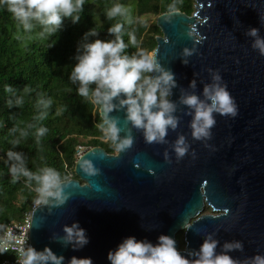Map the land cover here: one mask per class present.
Listing matches in <instances>:
<instances>
[{
	"label": "water",
	"instance_id": "1",
	"mask_svg": "<svg viewBox=\"0 0 264 264\" xmlns=\"http://www.w3.org/2000/svg\"><path fill=\"white\" fill-rule=\"evenodd\" d=\"M195 1L190 15L180 11L170 22L163 18L166 12L155 17L160 35L155 36L151 52H157L160 63L175 74L172 100L178 101L181 89L192 91L193 79L195 92L202 94L204 83L211 82L209 69L218 70L236 100L237 116L216 114L212 139L195 141L191 117L180 106L179 127L169 131L167 144H147L142 133L133 129L134 144L127 152H120L113 142L114 153L99 146L87 148L74 161L75 178L64 180L67 187L62 185L68 200L57 207L49 198L47 204L31 208L28 246L37 251L48 246L64 256V264L73 256L90 258L92 264H110L108 252L129 236L155 244L159 235H170L187 255V249H198L205 235L212 233L220 245L243 243V251L229 253L234 258L264 254V55L252 48L254 38L246 35L254 27L264 37L260 19L264 0ZM191 25L197 39L203 37L195 45L187 36ZM193 46L197 51L185 65L182 50ZM98 115L103 119L99 106ZM110 115L119 116L123 124L122 110ZM178 134L191 145L189 155L179 162L171 146ZM206 143L216 150L205 147ZM165 151L171 163L165 161ZM82 159L89 160L98 173H85ZM74 222L89 239L80 249L58 242L65 235L64 226ZM184 223L190 228H184ZM179 231L182 248L175 237Z\"/></svg>",
	"mask_w": 264,
	"mask_h": 264
},
{
	"label": "clouds",
	"instance_id": "2",
	"mask_svg": "<svg viewBox=\"0 0 264 264\" xmlns=\"http://www.w3.org/2000/svg\"><path fill=\"white\" fill-rule=\"evenodd\" d=\"M85 0H0V6L7 8L12 17L22 27L24 32L32 33L39 29L37 35L44 39L58 31L63 26L65 18H70L73 23H78L84 10ZM179 0H173L167 6L164 20L170 22L173 16L180 14ZM106 17L116 22L108 27L107 32L114 39L102 40L96 38L89 41V36H98L95 29L85 33L83 41L77 47L76 63L69 73V80L78 85L76 93L79 97L99 106L102 123L98 127L113 142L120 152H127L134 144L132 130L142 133L147 144H167L169 131L175 132L179 127L181 117L176 115L180 106L184 115L190 116L189 127L191 137L195 141H209L212 139V129L216 125V114L221 116L236 117L238 106L231 95L226 83L222 80L219 71L209 69L211 82L204 83L202 94H197L196 81L193 79L189 88L192 91L181 89L178 101L171 99L173 89L177 87L175 74L165 68L159 61L157 52H149L139 48L134 31L127 33L129 43L126 44L123 36L125 25L139 24L147 26V21L142 17L133 15L131 5L114 3L106 9ZM264 23V15L260 17ZM195 25L188 27L187 36L193 45L199 43L203 37L197 39ZM246 35L253 37L252 48L264 55V37H260L259 29L249 28ZM129 44L137 51L132 55L127 54ZM51 46V45H50ZM196 48L184 47L181 53L182 62L187 65L188 57L196 53ZM94 85V87H93ZM5 91L13 93L11 85L5 86ZM24 93L30 89L25 86ZM24 103L23 96H18L15 101L9 99V108L20 107ZM52 99L38 94L35 107L38 110L34 120L43 121L52 106ZM64 109H57L60 115ZM125 113L123 124L119 116L110 115L113 111ZM35 128L37 143L48 129L44 126L37 127L28 124L25 128L14 126L11 131L18 133L13 140V146L18 147L20 140L27 138L28 129ZM124 135H121V133ZM172 149L176 161L179 162L189 155V144L183 134H178ZM205 147L216 149L205 144ZM165 161L171 163L168 152L165 151ZM196 159V153H191ZM7 161L11 162L9 172L13 182L19 178H26L29 184L35 183V192L38 198L37 205L47 204L49 198H54L56 206L63 205L69 198L64 193L63 187L68 185L64 178L54 168L43 167L36 172L30 171L25 164L23 153L9 150L6 153ZM80 167L89 176L98 173L87 159H82ZM151 172V169H149ZM31 210V209H30ZM228 210L224 211V215ZM184 228L190 225L184 223ZM65 235L58 242L73 249L83 248L89 243L85 229L74 222L71 226H64ZM23 243V242H22ZM220 247V251L217 248ZM8 251L6 242H0V253ZM18 253L17 264H64V256L55 254L50 247L45 246L42 251H37L33 246L15 249ZM187 255L177 248L176 240L161 234L157 243L153 244L147 239L138 240L134 236L126 237L118 244L116 249L110 250L107 259L110 264H264V254H255L243 260L234 258L229 253L243 251V243L239 240L225 241L223 245L214 238L212 233L205 235L198 249H187ZM68 264H92L90 258H77L73 256Z\"/></svg>",
	"mask_w": 264,
	"mask_h": 264
},
{
	"label": "trees",
	"instance_id": "3",
	"mask_svg": "<svg viewBox=\"0 0 264 264\" xmlns=\"http://www.w3.org/2000/svg\"><path fill=\"white\" fill-rule=\"evenodd\" d=\"M173 0H85L84 10L78 23L65 18L58 33L41 39L39 29L32 33L24 32L7 8L0 6V231L13 221H20L29 212L37 199L35 183L29 184L21 177L13 182L9 172L10 163L6 153L9 150L23 153L26 167L33 172L39 168L56 169L64 180L75 178L73 165L77 147L87 149L99 146L107 153H113L112 141L98 127L102 119L98 115V106L79 97L78 85L69 80V73L76 63L77 47L83 41L85 33L95 29L98 36H89L88 40L114 39L107 29L116 21L106 17V9L114 3L131 5L133 15L142 17L147 26L125 25L123 39L129 43L128 32L134 31L139 48L152 51L155 36L160 35L155 25V17L167 11ZM181 12H192V0H179ZM51 45V46H50ZM137 51L130 44L127 54ZM11 85L14 92L5 91ZM27 86L30 91L25 94ZM94 87V85H93ZM51 98L53 103L43 121L34 120L38 110L35 107L38 94ZM23 96L20 107H8L7 101ZM64 109L57 115V109ZM28 124L44 126L47 133L37 143L35 128L28 129L27 138L21 139L18 147L12 141L18 133H13L14 126L25 128ZM208 209V208H206ZM182 248V233L175 235ZM6 253H0V260Z\"/></svg>",
	"mask_w": 264,
	"mask_h": 264
},
{
	"label": "built area",
	"instance_id": "4",
	"mask_svg": "<svg viewBox=\"0 0 264 264\" xmlns=\"http://www.w3.org/2000/svg\"><path fill=\"white\" fill-rule=\"evenodd\" d=\"M84 150L86 149L78 146L74 154L75 158ZM35 201L33 202L31 208H34L37 205ZM29 220L30 211L26 212L20 221L9 222L0 231V242H6L8 247V251L4 252L6 255L0 260V264H17L18 253L15 249H18L21 246H28Z\"/></svg>",
	"mask_w": 264,
	"mask_h": 264
},
{
	"label": "rangeland",
	"instance_id": "5",
	"mask_svg": "<svg viewBox=\"0 0 264 264\" xmlns=\"http://www.w3.org/2000/svg\"><path fill=\"white\" fill-rule=\"evenodd\" d=\"M196 5V1L195 0H192V12L194 11V6ZM191 14V13H190ZM189 14V15H190ZM151 52V51H150ZM114 152H115V149H114ZM113 152V153H114ZM203 212H205V213H208L209 212V209H206V208H204L203 209ZM179 232H181L182 233V231H179Z\"/></svg>",
	"mask_w": 264,
	"mask_h": 264
}]
</instances>
